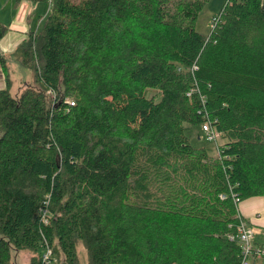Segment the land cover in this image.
Returning <instances> with one entry per match:
<instances>
[{"label": "trees", "instance_id": "trees-1", "mask_svg": "<svg viewBox=\"0 0 264 264\" xmlns=\"http://www.w3.org/2000/svg\"><path fill=\"white\" fill-rule=\"evenodd\" d=\"M209 1L52 0L18 94L0 52V264H80V239L89 264H241L232 194L264 198V0H226L205 35ZM205 123L217 156L186 133Z\"/></svg>", "mask_w": 264, "mask_h": 264}, {"label": "rangeland", "instance_id": "rangeland-1", "mask_svg": "<svg viewBox=\"0 0 264 264\" xmlns=\"http://www.w3.org/2000/svg\"><path fill=\"white\" fill-rule=\"evenodd\" d=\"M226 0H210L209 3L204 7L202 12L200 13L196 27L197 30L205 35L210 34V31L213 27V19L220 13L223 5L225 4ZM43 7L40 8V10L37 12V18L34 21V28L36 31H41L45 22L46 17L49 14L48 9L50 8L49 1H43ZM8 59L10 61V67L11 69L8 70L10 78H12V85H11V92L13 94H18L20 89L23 87V85L27 82H32L33 74L31 69L24 66L22 62L17 58L16 55H9ZM9 65V64H8ZM30 82V84H32ZM153 92H149V96L152 95ZM185 130L188 135L191 137V142L195 146H207L210 149V152L212 155L217 156L218 155V149L216 146V143H223L224 139L218 135L217 136V142L215 141H209L207 139L206 133L202 130V126L200 124L197 125H191L186 124ZM249 223V222H248ZM251 226H253L251 223H249ZM255 230V239L258 240V244H260L258 247L264 248V227H262L259 224H255L253 226ZM77 252L80 264H89V257H88V250L85 242L83 240H78L77 242ZM31 252H28L27 250H20L15 251L13 253L14 264H30L29 259H31Z\"/></svg>", "mask_w": 264, "mask_h": 264}, {"label": "crops", "instance_id": "crops-1", "mask_svg": "<svg viewBox=\"0 0 264 264\" xmlns=\"http://www.w3.org/2000/svg\"><path fill=\"white\" fill-rule=\"evenodd\" d=\"M43 1L49 0H0V22L8 27L5 36L0 40V52L6 58L8 70L11 69L8 56H14L21 42L31 32L36 31L33 29V24L37 18V12L44 6ZM10 79L12 81V78ZM6 86V70L0 63V89ZM239 210L247 222L253 226L259 224L264 227L263 197L255 196L243 200L239 205ZM258 243V240L254 238L256 247L260 245Z\"/></svg>", "mask_w": 264, "mask_h": 264}, {"label": "built area", "instance_id": "built-area-1", "mask_svg": "<svg viewBox=\"0 0 264 264\" xmlns=\"http://www.w3.org/2000/svg\"><path fill=\"white\" fill-rule=\"evenodd\" d=\"M49 3L51 5L52 0H49ZM217 17L213 19V26L217 22ZM71 104H74V102H71ZM202 130L206 133L207 139L209 141H215L217 142V136L219 135L218 132L211 126L209 123H205L202 126ZM234 201L238 207V215L240 217V223L238 225V234L236 235V239L240 242L241 248H242V262L241 264H251L252 255L254 252V249H258L261 251L262 254H264V248L263 247H256L254 245V237H255V230L253 226H251L246 219L241 215L239 210V205L241 203V199L238 196V194L233 193L232 194ZM222 199L226 198V195H221ZM48 222L46 218V223ZM231 239L233 240L234 237L232 236ZM45 244H43V250H42V260L43 262L51 260V257L53 256V249L49 247V244L46 240Z\"/></svg>", "mask_w": 264, "mask_h": 264}]
</instances>
